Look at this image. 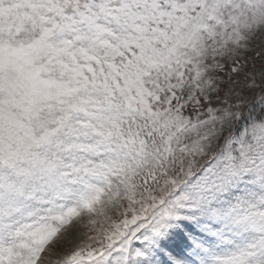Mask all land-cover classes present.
Here are the masks:
<instances>
[{"label": "snow or ice", "instance_id": "1", "mask_svg": "<svg viewBox=\"0 0 264 264\" xmlns=\"http://www.w3.org/2000/svg\"><path fill=\"white\" fill-rule=\"evenodd\" d=\"M0 264H264V0H0Z\"/></svg>", "mask_w": 264, "mask_h": 264}]
</instances>
